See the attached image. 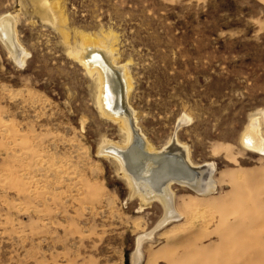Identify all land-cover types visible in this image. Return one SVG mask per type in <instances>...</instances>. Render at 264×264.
Listing matches in <instances>:
<instances>
[{"label": "rangeland", "instance_id": "374dc122", "mask_svg": "<svg viewBox=\"0 0 264 264\" xmlns=\"http://www.w3.org/2000/svg\"><path fill=\"white\" fill-rule=\"evenodd\" d=\"M4 17L25 52L0 36V264H264V155L240 142L264 109V0H0ZM83 36L123 65L152 149L181 119L188 159L214 166L208 195L169 184L180 217L135 263L164 210L100 150L127 133L73 55Z\"/></svg>", "mask_w": 264, "mask_h": 264}, {"label": "bare ground", "instance_id": "6f19581e", "mask_svg": "<svg viewBox=\"0 0 264 264\" xmlns=\"http://www.w3.org/2000/svg\"><path fill=\"white\" fill-rule=\"evenodd\" d=\"M10 21L12 22L14 19L8 20L7 17L0 19V36L4 39L8 50L15 51L13 53L15 60L21 62V56L25 51L14 41L11 31L13 24ZM111 54V49L96 44L91 37L83 36L80 48L73 55L88 73H95L96 75L98 81L97 104L100 111L107 116L118 119L127 133L125 144L104 143L100 150L115 156L119 161L120 169L133 184L132 187L140 193L142 192L141 195H144L145 198L158 199L164 210V214L162 212L163 218L153 228L147 232H139L134 237V253L131 262L135 263L141 253L139 246L141 245L140 242L145 239L144 237L148 239L150 236L149 239H151L153 229L156 230V227H160L168 220L171 222L176 220L177 216L180 215L173 212L169 184L175 183L184 186L198 195H208L207 192L215 185L213 184L215 180L212 181L210 177L214 166L211 162H201L194 165L188 159L185 146L180 144L175 136L176 128L181 119L176 121V127L169 141L161 148L154 150L148 145L149 143L147 144V141L144 140L145 137L134 124L132 109L126 102L124 103L129 83L123 65L115 63ZM263 116L264 109L260 111V115L252 116L240 138L242 145L251 152L259 154V156L264 155V140L259 135L260 119ZM149 239L146 241L149 242Z\"/></svg>", "mask_w": 264, "mask_h": 264}, {"label": "water", "instance_id": "95a60500", "mask_svg": "<svg viewBox=\"0 0 264 264\" xmlns=\"http://www.w3.org/2000/svg\"><path fill=\"white\" fill-rule=\"evenodd\" d=\"M138 142L140 143V140H138Z\"/></svg>", "mask_w": 264, "mask_h": 264}]
</instances>
